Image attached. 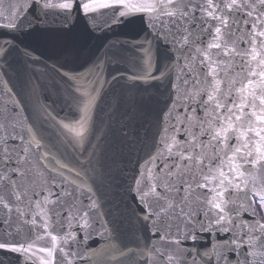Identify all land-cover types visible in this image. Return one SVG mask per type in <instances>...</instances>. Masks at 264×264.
<instances>
[{"label": "snow or ice", "instance_id": "snow-or-ice-1", "mask_svg": "<svg viewBox=\"0 0 264 264\" xmlns=\"http://www.w3.org/2000/svg\"><path fill=\"white\" fill-rule=\"evenodd\" d=\"M102 10L105 32L137 18L142 27L106 38L77 67L41 70L19 41L41 14L46 24L53 13L92 20ZM27 14V24L0 25V91L22 96L12 112L25 113L0 124V250L26 254L23 264H264V224L242 216L257 201L264 209V0H31ZM233 73L242 81L222 89ZM161 86L171 89L164 127L125 186L138 211L105 221L103 117L132 89L151 100ZM176 106L186 110L173 125Z\"/></svg>", "mask_w": 264, "mask_h": 264}, {"label": "water", "instance_id": "water-1", "mask_svg": "<svg viewBox=\"0 0 264 264\" xmlns=\"http://www.w3.org/2000/svg\"><path fill=\"white\" fill-rule=\"evenodd\" d=\"M30 2L31 0H0V25L7 24L10 21L18 24L21 21L24 24L31 21L33 19L32 15H26ZM52 2L58 3L60 0H52ZM13 13H16V15L13 16ZM102 13L94 14L92 20H85L82 12H73L71 17L57 16L53 13L46 18V24L44 23L45 17L41 14V23L37 26L36 31L26 36L20 35L19 32L17 35L19 41L35 49L34 54L42 62L36 66L37 68L43 70L45 64L51 66L54 62L65 63L66 67H77L84 59L94 56L106 38H112L114 35L128 38L142 27L140 20L137 18L132 24L126 23L123 26L114 28L112 32H105L104 28L107 23H111V14L105 10H102ZM96 25H99V30L90 31V27ZM2 42L0 41V43ZM241 47L247 46L242 44ZM177 55L179 54L177 53ZM179 63L184 64V60L181 58ZM177 73H179V69H177ZM233 77L237 81H242L240 75L233 73L232 76L225 78V83L221 85L222 89L225 88L226 82ZM173 80H176V74L173 75ZM177 83L179 82L177 81ZM182 88L181 85V90ZM17 91H19L18 88ZM170 91L171 89H165L161 86L159 91L152 90L151 100H141L136 90L132 89L128 92L126 102H122L110 116L103 117L107 121V126L100 143L103 182L98 185V188L102 198L100 210L101 212L110 213V215L104 217L105 221L112 219L113 216L122 220L130 219L132 213L138 211L137 204L125 192L127 178L133 174V171L138 174L140 165L144 159L148 158V153L155 151V141L159 140L158 127L162 131L166 118L165 112L168 111L166 104L171 105ZM177 96H179V93L175 94L173 98ZM11 99L19 100L23 97L13 95ZM11 99L9 95H5L3 91H0V124H4L7 117L22 119L25 115L19 104L15 106L19 115L12 112ZM182 110L186 109H181L179 106L174 107L171 120L173 125L178 124V113ZM199 115L203 116V112H200ZM9 133H11L10 128ZM4 134L3 129L0 128V136ZM177 138L180 139L182 136L178 135ZM233 143H235V140H233ZM224 171H228L227 167L224 168ZM249 187H252L251 183ZM254 204L251 213H245L242 216L244 220L258 221L263 224L261 219L254 215ZM161 227L164 226L161 225ZM65 231H68L67 227ZM71 231L76 233L77 239H83V232L79 231L78 225L73 227ZM144 234L150 235L146 231ZM93 239L98 241L99 237L93 234ZM102 243H94L92 245L93 249H100ZM257 250L264 251V249L259 248V245H257ZM25 255L0 250V264H23ZM28 264H31V260L28 261ZM88 264H107V261L104 256H94L88 261ZM255 264H261L259 256L256 258Z\"/></svg>", "mask_w": 264, "mask_h": 264}, {"label": "flooded vegetation", "instance_id": "flooded-vegetation-1", "mask_svg": "<svg viewBox=\"0 0 264 264\" xmlns=\"http://www.w3.org/2000/svg\"><path fill=\"white\" fill-rule=\"evenodd\" d=\"M254 215L258 216L262 220V223L264 224V215L261 211L258 201L255 203Z\"/></svg>", "mask_w": 264, "mask_h": 264}, {"label": "rangeland", "instance_id": "rangeland-1", "mask_svg": "<svg viewBox=\"0 0 264 264\" xmlns=\"http://www.w3.org/2000/svg\"><path fill=\"white\" fill-rule=\"evenodd\" d=\"M259 205H260V204H259ZM260 208H261V207H260ZM261 211H262V213H263V215H264V209L261 208Z\"/></svg>", "mask_w": 264, "mask_h": 264}]
</instances>
